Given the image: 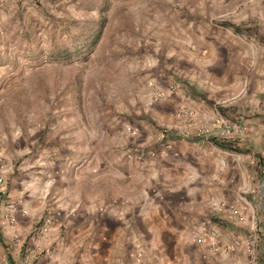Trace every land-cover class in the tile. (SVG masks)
<instances>
[{"label":"rangeland","instance_id":"374dc122","mask_svg":"<svg viewBox=\"0 0 264 264\" xmlns=\"http://www.w3.org/2000/svg\"><path fill=\"white\" fill-rule=\"evenodd\" d=\"M183 1L0 0V221L12 204L21 222L9 225L14 231L0 225L1 251L20 250L21 264H65L59 259L80 241L63 227L45 241L50 228L40 230L45 218L62 219L68 192L82 190L85 201L86 191L97 190L75 184V172L100 169L103 222L120 215L119 196L127 194L104 182L109 168H130L133 201L143 196L150 207L157 194L177 192L156 190L158 175L150 178L153 190L142 192L151 163L179 151L198 166L187 175L189 189L203 186L212 201L186 236L188 249L204 245L195 235L210 226L227 233L235 225V198L261 204L263 217L264 0H203L206 13L193 15ZM181 19L194 24L183 27ZM180 108L193 115L179 117ZM185 177L164 181L176 186ZM130 214L134 226L138 208ZM257 235L243 248L264 264V221ZM217 250L192 253L204 264H252L248 253L233 259L235 252ZM153 254L149 262L159 264ZM68 264H78L77 256Z\"/></svg>","mask_w":264,"mask_h":264},{"label":"crops","instance_id":"0c3cea01","mask_svg":"<svg viewBox=\"0 0 264 264\" xmlns=\"http://www.w3.org/2000/svg\"><path fill=\"white\" fill-rule=\"evenodd\" d=\"M198 1L199 3L197 5V0H184L181 8L185 10L187 15L206 13L203 0ZM196 9L200 10L197 11ZM180 24L183 27H189L194 23L189 19L186 21L181 19L179 21ZM160 157L159 162L157 161L155 164L151 163V174L145 176L147 184H144L142 192L144 190H153L151 188L153 184L150 178L156 177L157 175L161 176V180H159V183L156 180V190L169 186L168 190L174 189L177 192L171 195L163 194V196L157 194L156 201H153V199L150 201V205H152L150 207L148 205V199L143 196H141L140 201L136 200L134 202L131 195L132 172L130 168L124 167L122 170H111L109 168L107 173L108 177L104 182L118 189L121 188L124 192L127 190V194L119 196L118 201L121 204L120 215L105 218L103 222L99 218L101 208L100 192L98 189V183L101 181L99 177L100 169L97 167H86L79 172H75V184H78L79 187L87 186L88 184L96 185L97 190L95 193H91L92 195L87 194L86 191L84 195L85 201H82V190L74 194L68 192L66 203L61 206L63 208L61 211L62 219L59 218L56 223L51 222L50 233L48 236L44 235L43 239L45 241H54L53 236L55 232L58 229L62 230L63 227L65 230L71 232L75 240L80 241L79 246L67 248L64 253L67 257L60 258L59 261L68 264L77 256L78 264H151L149 262V254L154 253L155 260L159 261V264H204L200 262V256L194 253L196 251L208 252V254L215 253L206 244L201 248H194L196 249L195 251L191 248L188 249L187 242H185L186 236L196 233L195 228L201 219L200 214H204L212 204L211 197L205 193L203 186L200 187L198 192L189 189L190 186H193L188 184L187 175H191V178L195 177L196 175L190 172H193L194 168L196 169L198 167L197 164L195 165L194 157H191L190 154H186L184 151L175 152L171 156L167 154ZM34 165L33 170L45 174L46 171H41V168L36 166L37 164ZM199 171L201 172V170ZM183 174H186V177L182 184L174 186V184L171 183L169 185V183L164 181L165 179H171L173 177L179 179ZM84 175H87V177H83ZM202 182L205 183L203 180ZM44 194L46 198L48 191H44ZM32 195H34V199L39 198L37 191L32 193ZM111 196V201L114 202L116 197L115 195ZM169 197L170 199H168ZM170 200L171 203H169ZM228 201L232 202L233 200L228 199ZM261 201L264 206V197ZM234 202L240 206L239 217L234 218L233 223L235 225L228 226L227 231H229L227 233L223 230H220V233L218 231V238L220 237V239L216 240V247L221 251L223 250L224 253L226 251L231 253L235 252L233 259H238V255L245 256L249 253L247 247L246 249L243 248V244L250 237L256 240L258 237L257 233L261 231L264 215L262 217V213L259 212L261 204L259 207H256L252 202L243 198H235ZM30 206L27 204L28 208ZM132 207L138 208L137 221H135L134 226H132V217L130 214ZM149 208L152 209L149 210ZM5 209L7 210V207ZM25 210L23 209V213L26 214ZM9 215L6 211L2 215L0 221L1 230L7 231L9 228L14 231V227H9ZM19 216V212L13 214L14 223L12 224L14 226L21 223ZM23 221H27V219L24 217ZM244 231H247L248 235H245ZM221 232H224V234L221 235ZM242 235L245 236L242 238ZM236 239L241 240L242 248L234 246L233 242L235 243ZM40 248L43 249L42 247ZM6 251L4 250L3 252L0 250V264H21V259L17 256L20 250H16L14 253L10 252V250ZM253 251L255 250L253 249ZM137 253L143 254V257L135 262L132 257L133 254ZM171 254L174 256L175 261L173 263L170 261L164 263L165 255L170 256ZM13 255L16 256V259H13Z\"/></svg>","mask_w":264,"mask_h":264},{"label":"built area","instance_id":"2783aa9c","mask_svg":"<svg viewBox=\"0 0 264 264\" xmlns=\"http://www.w3.org/2000/svg\"><path fill=\"white\" fill-rule=\"evenodd\" d=\"M168 90L169 92H174L175 90V87L173 85H170L168 87ZM177 115L179 117H183V118H189L193 115V111L192 110H189L187 108H180L178 111H177ZM0 163H2V157L0 156ZM4 185H5V180L4 178L2 177L1 173H0V192L3 190L4 188ZM15 207L10 204L7 206V212L10 214L9 215V223L12 224L14 223V218H13V214L15 213ZM234 215L236 217L239 216V213L234 211ZM50 225H51V218L48 217V218H45L44 220V226L43 228L40 230V234H47L48 231H49V228H50ZM201 231H204V230H201ZM218 238V232L215 228H212L211 226L209 228H207V231L205 232L204 231V234H200L198 237H197V240L195 241L196 244L199 246V245H203V244H206V246L209 248V249H212L214 250L213 252H216L217 251V244H216V240ZM249 257L251 258V261H252V264H254V260H255V254H254V251L253 249H250L249 250Z\"/></svg>","mask_w":264,"mask_h":264},{"label":"trees","instance_id":"16d2710c","mask_svg":"<svg viewBox=\"0 0 264 264\" xmlns=\"http://www.w3.org/2000/svg\"><path fill=\"white\" fill-rule=\"evenodd\" d=\"M218 147L222 148V149H225L226 148V145L224 144H218V143H215Z\"/></svg>","mask_w":264,"mask_h":264}]
</instances>
